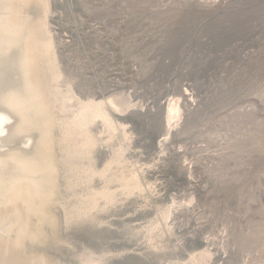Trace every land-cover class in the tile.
I'll list each match as a JSON object with an SVG mask.
<instances>
[{"label":"rangeland","instance_id":"obj_1","mask_svg":"<svg viewBox=\"0 0 264 264\" xmlns=\"http://www.w3.org/2000/svg\"><path fill=\"white\" fill-rule=\"evenodd\" d=\"M50 3L60 61L75 90L145 101L146 109L114 114L133 132L130 153L147 164L144 175L159 183L153 201L193 200L163 252L136 242L143 231L132 236L125 225L154 216V205L140 208L137 197L110 210L112 226H63L72 245L57 242L47 252L79 264L76 255L87 246L111 250L105 264H162L209 247L216 264H264V0ZM173 95L182 99L183 116L167 133L165 103ZM107 151H94L99 167Z\"/></svg>","mask_w":264,"mask_h":264},{"label":"bare ground","instance_id":"obj_2","mask_svg":"<svg viewBox=\"0 0 264 264\" xmlns=\"http://www.w3.org/2000/svg\"><path fill=\"white\" fill-rule=\"evenodd\" d=\"M52 12L50 0H0V264H70L46 249L72 245L59 229L112 226L110 210L133 197L142 199L140 208L154 205V216L125 225L132 236L143 231L136 242L163 252L193 199L153 201L159 183L144 175L147 164L130 153L133 132L114 114L145 108V101L124 92L99 97L76 91L60 61ZM180 100L173 95L165 103L167 133L183 116ZM98 146L108 149L100 167ZM112 253L84 246L76 257L79 264H105ZM160 259L216 264L209 247L184 259Z\"/></svg>","mask_w":264,"mask_h":264}]
</instances>
